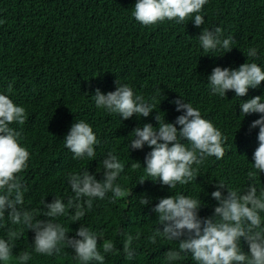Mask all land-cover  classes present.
Instances as JSON below:
<instances>
[{
	"label": "trees",
	"instance_id": "trees-1",
	"mask_svg": "<svg viewBox=\"0 0 264 264\" xmlns=\"http://www.w3.org/2000/svg\"><path fill=\"white\" fill-rule=\"evenodd\" d=\"M137 0H0V94L8 96L28 114L27 122L11 125L21 131V145L30 153L28 168L21 174L27 187L23 208L36 210L38 219H47V209L41 203L61 199L67 203L73 195L68 181L72 173L85 170L100 181L103 160L109 152L116 154L124 165L117 183L130 192L115 203L109 199L94 201L91 211L77 222L72 211L56 222L74 237L81 226L89 227L98 237V248L111 239L117 253L107 254L105 264H168L165 253L178 247V242L157 237L148 242L158 225L151 211L161 198L184 194L200 198L201 218L212 214L216 201L211 192L223 182L228 188L246 190L252 183L247 173L254 171L253 154L258 147L259 128L250 129L261 114L241 115L240 104L261 96L264 81L249 88L243 97L233 91L224 97L211 92L208 76L214 67L238 69L244 63L255 62L264 70V0H208L200 15L204 24L194 26V16L183 23L175 20L143 26L133 16ZM221 28L220 39L233 37L232 49L205 52L199 42L202 31ZM257 48L255 58L248 57L250 48ZM117 85H128L135 95L154 105L148 117L128 120L97 108L93 96L115 91ZM11 86V90H9ZM198 108L201 116L227 137L225 155L217 160L209 157L200 166L195 182L169 190L159 181L153 182L144 171V158L151 149L129 148L133 131L144 124L156 128V115L173 123L182 114L173 101L180 99ZM88 123L100 143L96 156L73 159L64 146V138L73 123ZM179 129V126L177 125ZM129 149V150H128ZM139 162L141 166L134 168ZM141 180H145L142 184ZM256 183L264 189V173ZM226 195V189H220ZM109 197L111 193L108 194ZM149 199L147 206L141 197ZM7 215V213L5 214ZM264 216V214H262ZM0 238L7 239L10 224L7 217L0 221ZM136 249L129 260L123 252L126 235L136 237ZM34 233L24 230L13 241L15 257L33 251ZM242 251L248 246L241 241ZM103 254V253H102ZM71 248L60 255L41 256L33 252L27 264H79ZM95 264V262H93ZM178 264H194L188 255Z\"/></svg>",
	"mask_w": 264,
	"mask_h": 264
},
{
	"label": "clouds",
	"instance_id": "clouds-1",
	"mask_svg": "<svg viewBox=\"0 0 264 264\" xmlns=\"http://www.w3.org/2000/svg\"><path fill=\"white\" fill-rule=\"evenodd\" d=\"M208 0H137L133 16L143 26L173 21L183 23L194 16V26L204 24L201 13ZM222 29L203 30L199 42L205 52L218 47L226 52L231 51L233 37L220 39ZM257 48H250L248 57L257 56ZM211 92L224 97L226 92L233 91L236 97H243L249 88L256 89L264 81V70L255 62L244 63L238 69H212L208 76ZM11 90V86H9ZM95 106L103 108L110 114H118L124 120L133 117H148L154 105L146 103L144 97L135 95L128 85H117L115 91L101 94L95 90ZM177 116L173 123L161 120L159 115L154 119L157 127L144 124L133 131L135 137L129 148L139 150L147 145L151 151L145 155L144 171L153 182L159 181L162 186L175 190L195 182L199 176L200 166L209 157L220 160L225 155L224 144L227 140L220 130L201 116L198 108L184 102L180 97L173 101ZM241 115L259 113L260 117L250 124V129L259 128L258 147L253 154L254 171L247 173L252 181L246 190L228 188L223 182L215 184L216 191L211 198L217 203L212 214L206 218L198 215L203 202L184 194L170 195L161 198L151 209L157 215L158 227L147 239L156 244L157 237L167 241L178 242V247L165 253L168 264H178L191 255L194 264H264V189L258 188L256 180L264 173V98L255 96L240 104ZM28 114L23 106H17L6 95L0 94V221L7 217L14 227L9 228L7 239L0 238V264H13V241L19 239L24 230L34 233L33 251H24L15 257V264H27L33 252L41 256L60 255L65 248H71L79 264H105L107 254L115 255L117 248L111 239L98 248L99 235L89 227L81 225L74 237H70L62 224L56 222L72 211L71 219L80 221L91 211L94 201L109 199L115 203L119 198L130 195V192L117 183L124 165L119 157L109 152L103 160V179L98 181L87 170L72 173L68 177L73 195L67 203L54 199L51 203L41 201L47 209V219H38L37 211L23 208L27 187L21 174L28 168L30 153L21 145V131L11 125H24ZM179 126V129L177 128ZM100 141L92 127L83 120L73 123L64 138V146L73 154V159L92 160L96 156L95 147ZM129 150V149H128ZM137 162L134 168H139ZM145 180H141L142 184ZM220 189H226L223 195ZM109 193L111 196L109 197ZM150 203L141 197L140 204ZM7 213V215H5ZM2 226V225H0ZM136 237L126 235L123 252L127 259L134 258L136 249L132 246ZM100 238V237H99ZM248 246V252L242 251L241 241ZM103 253V254H102Z\"/></svg>",
	"mask_w": 264,
	"mask_h": 264
}]
</instances>
